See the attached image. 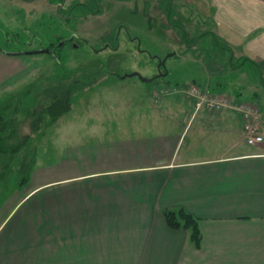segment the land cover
<instances>
[{"label":"crops","instance_id":"obj_1","mask_svg":"<svg viewBox=\"0 0 264 264\" xmlns=\"http://www.w3.org/2000/svg\"><path fill=\"white\" fill-rule=\"evenodd\" d=\"M181 2L228 46L236 80L252 64L264 89V0ZM177 85L155 89L151 112L109 116L117 132L67 146L61 135L62 160L36 164L0 207V264H264V143H247L239 111L254 106L264 136L261 95L235 91L231 107L197 111L191 87ZM180 210L198 221L199 243L169 226L166 212Z\"/></svg>","mask_w":264,"mask_h":264},{"label":"rangeland","instance_id":"obj_2","mask_svg":"<svg viewBox=\"0 0 264 264\" xmlns=\"http://www.w3.org/2000/svg\"><path fill=\"white\" fill-rule=\"evenodd\" d=\"M76 2L91 5V0H64L62 7L56 0H0V47L25 54L22 61L0 57V98L5 91L35 90L37 86L48 91L52 82L62 81L67 73L73 77L64 84L72 87L74 80L79 81V89L72 93L71 111L35 143L38 166L62 160L61 135L67 136L62 142L66 146L69 141L79 143L90 139L91 131H119L120 122L109 116L151 112L155 89L169 83L177 89V83L206 87L202 84L210 79L212 85L218 82L224 87L226 98L235 91L246 99L258 93L264 111L257 67L244 65L246 75L236 80L227 64L230 50L215 42L211 34L204 36L211 26L195 3L173 0L167 14L162 0H101L100 13L84 15L87 8L74 6ZM186 32L191 36L190 45L192 40H200L197 45L187 44ZM72 36H77L74 43ZM61 42L59 65L48 54H26L52 51ZM159 60L166 62L165 77H160ZM141 78L154 81L145 83ZM20 119L23 121V116ZM20 131L22 135L31 133L30 123Z\"/></svg>","mask_w":264,"mask_h":264},{"label":"trees","instance_id":"obj_3","mask_svg":"<svg viewBox=\"0 0 264 264\" xmlns=\"http://www.w3.org/2000/svg\"><path fill=\"white\" fill-rule=\"evenodd\" d=\"M100 1L91 0V5L76 2L74 6L87 8L88 12L84 13V15L100 13ZM172 1L162 0L167 14H170L172 10ZM62 2L63 0H57V3ZM207 34H211L214 41L221 44L224 48L228 47L211 32L204 34V36ZM185 36L186 41L189 40L187 44L190 47L197 45L198 39L192 40L193 42L190 45L191 36L187 32ZM76 38L77 36H72L73 43L76 42ZM62 43L63 45H61ZM63 46L64 42L59 43L52 50L55 53L53 55L48 54L58 65L62 61V56L59 53L62 51ZM0 53L21 58L25 55L2 47H0ZM238 65H241V62ZM66 76V78L61 79L62 81L52 82L47 88L48 91L45 89L43 91V88L37 86L35 90L27 88L24 91H15L0 98V205L5 198L29 183L39 156L38 148L35 146L36 141L44 134L47 128L57 123L65 114L71 111L72 93L78 90L80 86H78L79 81L76 80H74L72 87H69V84H64V82L68 81V78L73 77V74L67 73ZM21 116H23V121L20 119ZM27 121L30 123L31 133L22 135L20 128ZM166 217L171 228L190 229L193 240L199 243L201 232L198 221L194 217L183 210L166 212Z\"/></svg>","mask_w":264,"mask_h":264},{"label":"built area","instance_id":"obj_4","mask_svg":"<svg viewBox=\"0 0 264 264\" xmlns=\"http://www.w3.org/2000/svg\"><path fill=\"white\" fill-rule=\"evenodd\" d=\"M156 96V95H155ZM187 97L194 101L196 110H207L212 112H220L231 107L228 98L221 95H213L208 90L193 85ZM245 122V133L247 143L251 146H257L264 143V136L261 130V122L257 120L255 114L257 110L254 106L245 105L239 108Z\"/></svg>","mask_w":264,"mask_h":264},{"label":"water","instance_id":"obj_5","mask_svg":"<svg viewBox=\"0 0 264 264\" xmlns=\"http://www.w3.org/2000/svg\"><path fill=\"white\" fill-rule=\"evenodd\" d=\"M63 45V43L61 44ZM50 54V55H53V52L50 51L49 49H42L40 51H34V52H29V53H26V54H29V55H33V54ZM165 64L166 62L165 61H161L160 60V64H159V70L161 69V67H164L165 69ZM137 76H139L138 74H135ZM168 75V72H164L163 74H160V77H165ZM143 82L145 83H152L154 81V79H145V78H141Z\"/></svg>","mask_w":264,"mask_h":264},{"label":"flooded vegetation","instance_id":"obj_6","mask_svg":"<svg viewBox=\"0 0 264 264\" xmlns=\"http://www.w3.org/2000/svg\"><path fill=\"white\" fill-rule=\"evenodd\" d=\"M54 53L55 52H53V54ZM54 56L56 57V55H54ZM159 64H160V60L158 61V66H159ZM159 71H160L161 74H163L164 73V67H161V69Z\"/></svg>","mask_w":264,"mask_h":264}]
</instances>
